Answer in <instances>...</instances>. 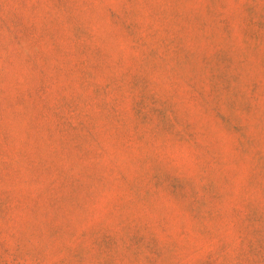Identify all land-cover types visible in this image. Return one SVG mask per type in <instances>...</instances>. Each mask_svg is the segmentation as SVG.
<instances>
[{
    "label": "rangeland",
    "instance_id": "374dc122",
    "mask_svg": "<svg viewBox=\"0 0 264 264\" xmlns=\"http://www.w3.org/2000/svg\"><path fill=\"white\" fill-rule=\"evenodd\" d=\"M0 264H264V0H0Z\"/></svg>",
    "mask_w": 264,
    "mask_h": 264
}]
</instances>
